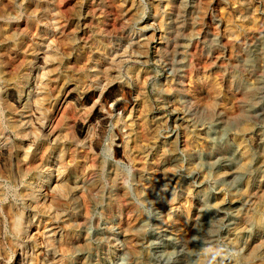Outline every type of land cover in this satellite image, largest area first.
Returning a JSON list of instances; mask_svg holds the SVG:
<instances>
[{"label": "rangeland", "instance_id": "374dc122", "mask_svg": "<svg viewBox=\"0 0 264 264\" xmlns=\"http://www.w3.org/2000/svg\"><path fill=\"white\" fill-rule=\"evenodd\" d=\"M50 8L71 9L57 20ZM0 11L5 71L26 82L10 99L0 80L11 105L0 101V167L17 175L0 176V264H264V0H0ZM41 142L45 168L21 177Z\"/></svg>", "mask_w": 264, "mask_h": 264}, {"label": "bare ground", "instance_id": "6f19581e", "mask_svg": "<svg viewBox=\"0 0 264 264\" xmlns=\"http://www.w3.org/2000/svg\"><path fill=\"white\" fill-rule=\"evenodd\" d=\"M68 2V1H67ZM64 3H65V1H64ZM61 4V3H60ZM69 4V3H68ZM64 8H68L67 6H65V7H63V9ZM83 8V7H82ZM96 8V7H95ZM117 8V7H116ZM119 8V7H118ZM71 8H69V9H67V10H65V11H59V12H57L56 10H54V9H51L50 8V10H49V16H52L53 18L55 17L57 20H60L62 17H67L68 16V10H70ZM118 10V9H117ZM133 10V9H132ZM74 11H75V9H74ZM77 11V10H76ZM72 12V11H71ZM80 11H77V17L78 16H80V14H78ZM116 12V11H115ZM123 12V11H122ZM2 14V12L0 11V15ZM73 14V16H74V13H72ZM122 14V13H121ZM127 14V13H126ZM11 15V14H10ZM117 16H120V15H117ZM19 19V18H18ZM75 19V18H74ZM120 19V18H119ZM118 19V20H119ZM36 20V19H35ZM16 21V20H15ZM115 21H117V20H115ZM122 21V20H121ZM177 21V20H176ZM14 22V21H13ZM67 22V21H66ZM69 22V21H68ZM117 23V22H116ZM121 23V22H120ZM2 25H0V43L2 42L3 43V41H6V42H8V41H10L11 40V38H10V35H9V33L7 32V31H4L3 29H2V27H1ZM117 26V25H116ZM115 26V27H116ZM113 27V26H112ZM176 27V26H175ZM27 29H29V32L28 33H32V32H34L35 30H37L38 31V26H36V24L34 23V21L33 22H31V24H28V27H27ZM112 29V28H111ZM179 30V29H178ZM177 30V31H178ZM122 31H123V28H122ZM121 33V32H120ZM105 36H106V34H105ZM174 37V36H173ZM29 39V38H28ZM126 39V38H125ZM22 42V41H21ZM107 41L106 40H102V42H98V44L99 45H102V46H105V43H106ZM107 44V43H106ZM127 44V43H126ZM9 46V45H8ZM72 48H74V47H72ZM10 49V48H9ZM8 49V50H9ZM67 52V51H66ZM7 54H8V52L7 53H5V48H4V50L2 49H0V80H5V82L7 83V85L3 88V89H5V91H6V93L8 94V96H9V98L10 99H13V97L15 96V90L14 89H19V91H22V90H25V86H26V82H24L23 84H22V86H15L16 85V83H17V77H14L13 75H11V74H7L6 73V68H7V66H8V64H9V62H7L8 61V59H7ZM87 57V56H86ZM70 59V58H69ZM63 61V60H62ZM27 62H28V60H27V57H26V55H25V57H24V60H23V62L21 63V66H19V68H26L27 66H28V64H27ZM28 63H30V62H28ZM85 63H88V62H86L85 61ZM30 65V64H29ZM87 65H89V64H87ZM29 67V66H28ZM32 67V66H31ZM87 68H88V66H87ZM28 69V68H27ZM21 70V69H20ZM24 70V69H23ZM28 71V70H27ZM21 72V71H20ZM22 72H24V71H22ZM72 72V71H71ZM16 74H18V73H16ZM19 75H23V74H20L19 73ZM191 75V74H190ZM29 76V75H28ZM40 76V75H39ZM85 76V75H84ZM101 77V76H100ZM18 78H21V77H18ZM23 78V77H22ZM42 79V78H41ZM24 80H25V78H24ZM27 80V79H26ZM95 80V79H94ZM19 81H22V80H20L19 79ZM43 81V80H42ZM48 81V80H47ZM85 81V80H84ZM19 83H21V82H19ZM143 83V82H142ZM29 84V83H28ZM75 84V83H74ZM1 86V85H0ZM45 87V86H44ZM45 89V88H44ZM43 89V90H44ZM62 92V91H61ZM60 92V93H61ZM51 92H49V91H47L46 90V92H44L43 93V96L41 97L42 98V101L41 100H39L37 103H38V106H39V109L41 110V114L42 115H44L45 117L44 118H46L45 120L47 121V123L48 124H50L52 121H53V119H54V115L52 116V114L56 111V106H53V104L51 103V101H49V97L51 98ZM65 95H66V93L64 94L63 93V95H62V100H65L66 98H68V97H65ZM202 95V94H201ZM116 97H117V91H115V90H113V89H109L108 90V92L103 96V99H104V101H107L106 103H108V101L110 102V101H113L114 102V107L115 108H119L120 107V104L116 101ZM86 99H87V96L85 97ZM56 100H57V103L61 106V103H60V100L58 101V98H55ZM0 101H2V106L4 107L3 109H6V110H8V111H11V108H10V104L8 103V101H6V99L4 100L3 98H0ZM201 101V100H200ZM63 102V101H62ZM58 105V106H59ZM146 106V105H145ZM68 109V108H67ZM123 109V108H122ZM149 110V109H148ZM109 112V111H108ZM144 112V111H143ZM12 113H14L15 114V112H12ZM34 114H37V112L36 111H34ZM34 114H32L33 116H34ZM146 114V113H145ZM110 116V115H109ZM2 116H0V136L2 135V133L4 132V130H2V118H1ZM100 117H102V114H98L97 115V118H100ZM8 118V117H7ZM69 118V117H68ZM103 118V117H102ZM13 118H11V120H12ZM15 119V118H14ZM138 119V118H137ZM143 120V119H142ZM9 121V120H8ZM100 123H105V120L104 119H102L101 121H99ZM10 123H12L11 121H10ZM56 123V122H55ZM63 123V122H62ZM33 124H36V123H33ZM139 124V123H138ZM62 125V124H61ZM11 126V125H10ZM64 126V125H63ZM80 126V125H79ZM98 126V125H97ZM38 129H40L41 131L42 130H44V127H46V125L45 126H41V125H38ZM132 127V126H131ZM11 128V130L13 129L14 131H16L17 129H18V127L16 126V125H13L12 127H10ZM37 128V127H36ZM58 128H60L59 127V125H58ZM129 130V129H128ZM134 130V129H133ZM13 131V132H14ZM135 131V130H134ZM19 132V131H18ZM140 132V131H139ZM34 133V132H33ZM51 133V132H50ZM101 133V127H98V130L96 131V136H97V139L100 137V134ZM42 134V133H41ZM128 134H130V133H128ZM131 135H133V134H131ZM155 135V134H154ZM130 136V135H129ZM132 138V137H131ZM143 141V140H142ZM137 142V141H136ZM92 144L93 145H97V142L96 141H94V142H92ZM62 148H63V146H62ZM135 149V148H134ZM36 150H40V155L38 156L35 152H33V154L31 155V158H30V167H29V169L27 170V171H24V170H22V169H20L19 170V174H20V176L21 177H31V179H34L35 178V176H36V174H37V172L40 170V172H41V170H43L44 168H45V166H44V160L45 159H48L50 156V153L52 152L51 150H53V149H51L49 146H47L45 143L43 144L42 142H41V145L39 146V145H36ZM66 150V149H65ZM65 153V152H64ZM66 155H68V154H64L63 156H61V158H62V161L64 162L65 160H66V158H65V156ZM90 155V154H89ZM11 156V155H10ZM12 158V157H11ZM27 158V157H26ZM70 159V158H69ZM72 160V159H71ZM10 161V160H9ZM48 161V160H47ZM46 161V162H47ZM8 162V161H7ZM62 162V163H63ZM136 162H138V161H136ZM66 163V162H65ZM144 163V162H143ZM8 164V163H7ZM83 164V163H82ZM88 164V163H87ZM86 164V165H87ZM91 164V163H90ZM18 165V164H17ZM47 165V164H46ZM64 166V165H63ZM85 166V165H84ZM91 166V165H90ZM8 167V166H7ZM6 166H5V164H1V167H0V176H2V177H6V178H8L9 180H11V182L12 181H14L15 179L14 178H17V175L15 176L14 174H13V170L11 171L9 168H7ZM19 168H20V166H18ZM26 167V166H25ZM47 167V166H46ZM80 167V166H79ZM145 168H146V166H144ZM81 168V167H80ZM9 169V170H8ZM82 169V168H81ZM86 169H87V166H86ZM142 169V168H141ZM16 170V169H15ZM49 170V169H48ZM88 170V169H87ZM143 171V170H142ZM15 172V171H14ZM63 172V171H62ZM66 173V172H65ZM41 175V174H40ZM63 175V174H62ZM15 176V177H14ZM82 176V175H81ZM143 176V175H142ZM20 177V178H21ZM68 177V176H67ZM90 178V177H89ZM27 180V179H26ZM25 180V181H26ZM8 181V180H7ZM30 182H33V180L32 181H30ZM42 183V182H41ZM66 183V182H65ZM92 183V182H91ZM14 184V183H13ZM76 184V183H75ZM31 185V184H30ZM69 184H68V182H67V185L66 184H64L63 186L61 185V187H62V191H63V193H61L62 195L60 196L61 198H59L58 197V199H60V201H61V199H65L66 198V196L70 193V190H71V187H69L68 186ZM60 187V186H59ZM74 187V186H73ZM61 191V192H62ZM90 194V193H89ZM0 196H1V190H0ZM25 196V195H24ZM10 197V196H9ZM54 197V196H53ZM54 199V198H53ZM66 204V203H65ZM5 207V206H4ZM7 207V206H6ZM34 207V206H33ZM9 208V207H8ZM64 208V207H63ZM11 209V208H10ZM4 210V209H3ZM17 213V212H16ZM10 214V213H9ZM14 214V213H13ZM260 214V213H259ZM62 215V214H61ZM8 217V216H7ZM263 218V217H262ZM12 220V219H11ZM86 222V221H85ZM260 223H263L264 224V222L262 221V220H260ZM13 227H14V230L15 231H17V233L18 232H22V229H23V224H22V222H20V219H19V221L18 220H14V222H13ZM56 227V226H55ZM73 227V226H72ZM71 227V228H72ZM70 228V227H69ZM67 230V229H66ZM65 235V234H64ZM13 239V238H12ZM55 242V241H54ZM0 246H1V244H0ZM11 248V247H10ZM1 251V250H0ZM68 251V250H67ZM11 252V251H10ZM9 255V254H8ZM31 257V256H30ZM1 258V257H0ZM15 259V258H14ZM3 264V263H2ZM6 264V263H5Z\"/></svg>", "mask_w": 264, "mask_h": 264}]
</instances>
